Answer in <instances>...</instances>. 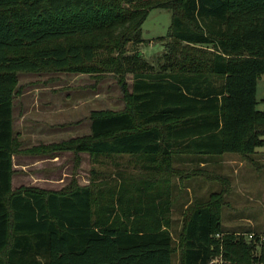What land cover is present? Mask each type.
Wrapping results in <instances>:
<instances>
[{
    "label": "trees",
    "instance_id": "16d2710c",
    "mask_svg": "<svg viewBox=\"0 0 264 264\" xmlns=\"http://www.w3.org/2000/svg\"><path fill=\"white\" fill-rule=\"evenodd\" d=\"M153 9L172 12L157 66L128 50L144 43ZM25 73L112 74L125 107L92 111L87 136L28 150L16 140L15 153L72 152L76 164L83 153L132 156L145 166L139 176L93 170L88 185L73 177L58 191H12L9 155L0 182V264H174L172 158L252 161L264 148V112L256 108L264 0H0V108L10 134ZM192 171L218 180L206 169ZM226 192L184 212L179 264H264V242L224 230Z\"/></svg>",
    "mask_w": 264,
    "mask_h": 264
},
{
    "label": "rangeland",
    "instance_id": "374dc122",
    "mask_svg": "<svg viewBox=\"0 0 264 264\" xmlns=\"http://www.w3.org/2000/svg\"><path fill=\"white\" fill-rule=\"evenodd\" d=\"M171 23V10H151L142 26L144 43L135 48L129 46V53L139 51L148 62L157 66L158 60L165 52V42L161 39L168 35ZM31 79L44 81L49 94L53 93L54 88L57 87L55 92L61 97L63 116L73 121L87 114L90 115L92 110L121 111L125 107L121 87L112 74L96 77L85 74L43 73L35 74ZM132 82V75H129L127 83L130 90ZM256 88V108L264 112V76L258 80ZM72 154L75 166L73 170L67 171L72 172L73 177L79 176L80 180L90 179L93 170L94 174L100 177L118 176L120 172H125L127 176H139L142 172L140 164L145 166L143 160L140 161L137 157L123 156L112 157L108 160L102 158L93 160L87 153H85L86 157L82 154L78 155L80 162L76 164L75 154ZM179 160V157H175L171 162L176 173L171 181L174 189L170 226V233L176 248L174 264H179L180 260L178 245L184 212L191 202L197 199L206 200L212 193L227 190L222 210L224 230H235L243 235H247L248 232H264V148L256 150L252 161L245 160L237 154L211 156L208 160L209 164L203 169H206L210 175L216 176L217 181H210L201 176L190 177L192 170L200 167L190 163H180Z\"/></svg>",
    "mask_w": 264,
    "mask_h": 264
},
{
    "label": "crops",
    "instance_id": "0c3cea01",
    "mask_svg": "<svg viewBox=\"0 0 264 264\" xmlns=\"http://www.w3.org/2000/svg\"><path fill=\"white\" fill-rule=\"evenodd\" d=\"M32 76L35 74L19 76L20 91L13 101L11 134L7 113L0 108V182L4 184L7 181L10 155L12 191L23 186L58 191L73 178V173L67 171L73 170L75 166L72 152L52 155L15 153V142L17 140L21 144L22 150L58 144L89 135L91 122L89 114L75 121L64 117L61 97L55 92L57 87L49 94L45 82L33 80ZM82 155L87 156L85 153ZM191 159L182 156L178 162L194 164L200 168L209 164L208 161L193 158L195 162H192ZM76 177L81 185L89 184V179L80 180L79 176Z\"/></svg>",
    "mask_w": 264,
    "mask_h": 264
},
{
    "label": "built area",
    "instance_id": "2783aa9c",
    "mask_svg": "<svg viewBox=\"0 0 264 264\" xmlns=\"http://www.w3.org/2000/svg\"><path fill=\"white\" fill-rule=\"evenodd\" d=\"M246 236H247L249 241H253V240L259 239L261 242H264V234L248 233ZM217 261H218V259L213 260L212 263H216Z\"/></svg>",
    "mask_w": 264,
    "mask_h": 264
}]
</instances>
